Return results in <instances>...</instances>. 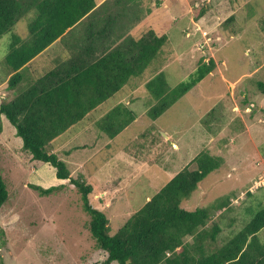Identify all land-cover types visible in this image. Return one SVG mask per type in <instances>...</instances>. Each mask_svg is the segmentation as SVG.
<instances>
[{
	"label": "rangeland",
	"instance_id": "obj_1",
	"mask_svg": "<svg viewBox=\"0 0 264 264\" xmlns=\"http://www.w3.org/2000/svg\"><path fill=\"white\" fill-rule=\"evenodd\" d=\"M130 6L140 19L127 33L154 30L169 41L142 76L45 149L67 162L74 179L82 175L93 186L89 203L107 215L111 234L200 153L222 156V165L182 203L195 210L230 195L231 209L214 212L208 224L223 228L211 248L222 246L264 205V94L257 86L264 82V0H136ZM34 17L31 11L0 37V101L14 96L8 81L15 73L6 64L13 37L26 39ZM94 19L82 21L74 41ZM64 44L56 41L22 69L20 89L71 57ZM211 59L210 74L159 117L149 115L156 101L150 80L165 72L174 90ZM118 105L132 109L136 119L111 138L101 122ZM42 164L0 114V173L10 194L0 209V264H102L108 253L92 236L83 192L71 179L47 185Z\"/></svg>",
	"mask_w": 264,
	"mask_h": 264
},
{
	"label": "trees",
	"instance_id": "obj_2",
	"mask_svg": "<svg viewBox=\"0 0 264 264\" xmlns=\"http://www.w3.org/2000/svg\"><path fill=\"white\" fill-rule=\"evenodd\" d=\"M102 1L0 0V37L10 32L21 17L35 12L29 36L23 39L15 35L11 42L6 64L15 73L8 81L14 96L0 101V114L16 127L24 150L33 159L51 164L57 169L58 178L71 179L83 192L85 208L92 216V236L98 248L108 253L102 264H264V205L239 232L215 248L211 245L217 242L223 228L219 224L208 227V224L214 212L231 209L230 195L209 207L195 210L182 207L199 184L222 165V156L209 151L200 153L190 163L195 168L188 165L178 172L132 214L123 228L111 234L107 215L89 203L93 186L86 185L82 175L79 179L72 178L67 162L46 151L47 144L84 120L132 79L142 76L169 41L167 33L158 35L154 30L139 36L127 33L126 27L140 19L130 6L136 0ZM89 17L95 19L85 25L80 34L82 38L74 41L77 28ZM58 40L69 48L71 57L29 88L20 89L24 79L22 69ZM214 68V59L202 63L188 81L174 90L165 72H160L147 83L156 100L149 115L159 117ZM257 86L264 94V82ZM103 119L101 129L114 138L136 119V113L125 105H118ZM9 195L0 173V209ZM189 236H193L192 241L188 240Z\"/></svg>",
	"mask_w": 264,
	"mask_h": 264
},
{
	"label": "crops",
	"instance_id": "obj_3",
	"mask_svg": "<svg viewBox=\"0 0 264 264\" xmlns=\"http://www.w3.org/2000/svg\"><path fill=\"white\" fill-rule=\"evenodd\" d=\"M36 168H34L36 171L41 170V169H44V168L46 169V179H45V181L48 182L47 185H51L52 184L51 181H53L55 183H58V184H55V185H58L59 186V184L66 183L69 180V179H60V178H58L57 177V169L54 166H52L51 164H49V163L42 164L41 169H36ZM41 171H43V170H41ZM47 172H50L51 174L49 175V174H47ZM72 178H75L73 172H72Z\"/></svg>",
	"mask_w": 264,
	"mask_h": 264
}]
</instances>
